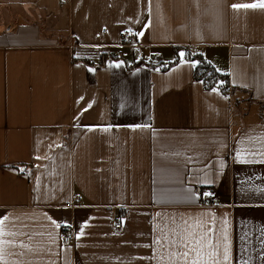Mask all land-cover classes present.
Segmentation results:
<instances>
[{"label":"crops","instance_id":"crops-1","mask_svg":"<svg viewBox=\"0 0 264 264\" xmlns=\"http://www.w3.org/2000/svg\"><path fill=\"white\" fill-rule=\"evenodd\" d=\"M262 2L0 0V264H264Z\"/></svg>","mask_w":264,"mask_h":264},{"label":"trees","instance_id":"trees-1","mask_svg":"<svg viewBox=\"0 0 264 264\" xmlns=\"http://www.w3.org/2000/svg\"><path fill=\"white\" fill-rule=\"evenodd\" d=\"M187 58L195 61L194 75L197 80H201L207 89H218L225 95L232 94L234 86L230 82L229 75L219 71L201 52L191 54L186 52ZM178 58L175 60L165 63L156 62L151 63L155 67L162 69H168L172 66ZM150 64V65H151Z\"/></svg>","mask_w":264,"mask_h":264},{"label":"rangeland","instance_id":"rangeland-1","mask_svg":"<svg viewBox=\"0 0 264 264\" xmlns=\"http://www.w3.org/2000/svg\"><path fill=\"white\" fill-rule=\"evenodd\" d=\"M104 32H106L105 30H104ZM126 34H128L130 37H131V39H132V45H133V48L132 49H135V50H137V48L139 47V45H138V43H137V40H136V38H135V35L133 34V32L132 31H130V30H125V31H123L121 34H120V43L118 44V46L120 47V48H112V47H109V50H108V52H107V55L110 57V58H123L125 55H126V51H124L123 49L125 48V49H128L129 51H131L129 48H131L128 44H127V38H126ZM123 48V49H122ZM134 50V51H135ZM183 51H185V52H190L191 54H196L198 51L197 50H195V49H193V48H185V49H182ZM133 51V52H134ZM132 52V51H131ZM184 52V53H185ZM120 54H122V55H120ZM263 106H264V104H263ZM263 119H264V116H263ZM205 189H207V190H209L208 192H207V194H205V195H203L202 197H201V204H202V199L206 196V195H208V193H211V192H213L214 194H215V196L216 197H214L213 198V202H214V206H218V205H220V201H219V199H218V197H217V195H216V193L214 192V189L213 188H203V191H205ZM80 195L79 194H77L76 196H75V198L73 199V202L70 204L71 206H73V204H77L78 202H77V198L79 197ZM81 202V201H80ZM203 205V204H202ZM204 206H213V205H204ZM62 242V241H61Z\"/></svg>","mask_w":264,"mask_h":264},{"label":"built area","instance_id":"built-area-1","mask_svg":"<svg viewBox=\"0 0 264 264\" xmlns=\"http://www.w3.org/2000/svg\"><path fill=\"white\" fill-rule=\"evenodd\" d=\"M126 38H127V44L131 47L129 49L133 52L135 49H132L133 48L132 39L128 34H126ZM120 55H122V54H120ZM214 197H216L215 194L213 192H211V195H206L202 199V204L214 206V202H213ZM76 200H77V202H80L82 200L81 195ZM65 229H66V232L60 236V239H61L63 244H65L66 242L72 241L74 239V235H75L74 234V228H73L72 224L66 226Z\"/></svg>","mask_w":264,"mask_h":264},{"label":"snow or ice","instance_id":"snow-or-ice-1","mask_svg":"<svg viewBox=\"0 0 264 264\" xmlns=\"http://www.w3.org/2000/svg\"><path fill=\"white\" fill-rule=\"evenodd\" d=\"M234 8H256V7H260V8H264V2L259 3V4H238V5H233ZM208 195H211V193H208ZM197 244V249H195L196 251V260L192 262V264H199V261L201 259V254H200V249L203 247V245L201 244V242L199 240L196 241ZM189 253L188 252H183L182 256L187 259L188 258ZM211 255H215V253H211ZM228 257L225 256V259H227Z\"/></svg>","mask_w":264,"mask_h":264},{"label":"bare ground","instance_id":"bare-ground-1","mask_svg":"<svg viewBox=\"0 0 264 264\" xmlns=\"http://www.w3.org/2000/svg\"><path fill=\"white\" fill-rule=\"evenodd\" d=\"M68 225H70V223H65V224H63L62 226H61V230H60V236L61 235H63L65 232H66V226H68ZM115 227H117V228H120L121 227V224L120 223H117V224H115ZM74 228V227H73ZM74 233H75V230H74ZM73 242V240L72 241H69V242H66L65 243V245H67V244H70V243H72Z\"/></svg>","mask_w":264,"mask_h":264}]
</instances>
